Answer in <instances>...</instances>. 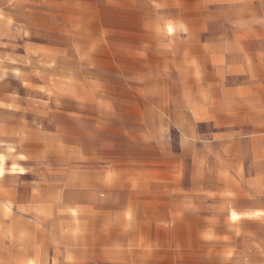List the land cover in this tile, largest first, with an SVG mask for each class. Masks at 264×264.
Segmentation results:
<instances>
[{"label": "rangeland", "instance_id": "374dc122", "mask_svg": "<svg viewBox=\"0 0 264 264\" xmlns=\"http://www.w3.org/2000/svg\"><path fill=\"white\" fill-rule=\"evenodd\" d=\"M263 17L0 0V264H264V183L220 168L252 140L229 108L264 97Z\"/></svg>", "mask_w": 264, "mask_h": 264}, {"label": "crops", "instance_id": "0c3cea01", "mask_svg": "<svg viewBox=\"0 0 264 264\" xmlns=\"http://www.w3.org/2000/svg\"><path fill=\"white\" fill-rule=\"evenodd\" d=\"M247 48H250L251 52L248 53L250 57H260L261 71L264 73V17L261 32L251 35V43ZM241 100L234 108H229V112L244 116L245 123L251 131L252 140L245 151H240L237 146L230 147L228 160L220 162L222 164L220 168L229 169L228 180H262L264 183V97ZM221 111L226 113L224 110ZM242 153L246 155L243 157ZM239 169L243 170L241 175L238 174Z\"/></svg>", "mask_w": 264, "mask_h": 264}, {"label": "bare ground", "instance_id": "6f19581e", "mask_svg": "<svg viewBox=\"0 0 264 264\" xmlns=\"http://www.w3.org/2000/svg\"><path fill=\"white\" fill-rule=\"evenodd\" d=\"M1 160V159H0ZM2 163V162H1ZM1 166V165H0ZM4 167V166H3ZM12 169V168H11ZM0 174H1V168H0ZM43 223V222H42ZM7 232H8V230H7ZM12 235V234H11ZM35 262V261H34ZM29 264V263H28ZM37 264V263H36Z\"/></svg>", "mask_w": 264, "mask_h": 264}]
</instances>
